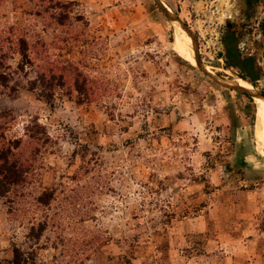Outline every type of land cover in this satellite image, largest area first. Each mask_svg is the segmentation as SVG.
<instances>
[{"label": "rangeland", "instance_id": "obj_1", "mask_svg": "<svg viewBox=\"0 0 264 264\" xmlns=\"http://www.w3.org/2000/svg\"><path fill=\"white\" fill-rule=\"evenodd\" d=\"M159 1L177 21L155 0H0V151L23 174L0 181V264L13 247L44 264H261L264 241L242 240L264 228V127L216 57L241 0ZM246 201L256 221L233 219Z\"/></svg>", "mask_w": 264, "mask_h": 264}, {"label": "trees", "instance_id": "obj_2", "mask_svg": "<svg viewBox=\"0 0 264 264\" xmlns=\"http://www.w3.org/2000/svg\"><path fill=\"white\" fill-rule=\"evenodd\" d=\"M262 2V0H241L237 19H227L220 32L221 48L217 51L216 57L222 60L223 69L230 70L237 78L247 81L264 95V12L260 16L255 15L257 6L263 4ZM22 175V170H19L15 164L9 163L0 151V181L17 186L22 183ZM4 191L5 189H0V196H3ZM6 262L44 264L35 263L31 257L16 247L12 248Z\"/></svg>", "mask_w": 264, "mask_h": 264}, {"label": "crops", "instance_id": "obj_3", "mask_svg": "<svg viewBox=\"0 0 264 264\" xmlns=\"http://www.w3.org/2000/svg\"><path fill=\"white\" fill-rule=\"evenodd\" d=\"M262 157H264V154H263ZM219 191L221 193L223 192L225 194V196H227V197L230 194V192H228V191H225V192L224 191H221V190H219ZM253 191L254 190H252V188L251 189H246V191H245V189L244 190H235V192L233 193V199L238 200L239 203L240 202L242 203L241 198H243V197L248 198L250 193H251V195L253 194L252 193ZM249 202L250 203L247 202L245 205H243V204L240 205L239 203H235L234 206H231V207H235L234 208L235 210H233V212H234L233 213V219L236 217L234 214L238 213L239 212V209H242L243 212H245V215L244 216H241V220L243 219L246 222H248L250 220L251 221H253V220L256 221L257 220V217H254L252 215V213L255 212V214H257V210H259L261 208H259L260 206L259 207L258 206H254V204L251 203V201H249ZM237 204H239V205H237ZM200 217L201 216H199V218ZM202 218H203V216H202ZM251 228H253V227H251ZM260 229L262 230V232H259L258 234L256 233L255 229H253V231L249 232L251 235L248 234L249 235V238H245L244 240H242L243 241L242 244L247 245L250 242L253 243V241H254V242H256V245H258L260 243V242H258V240L261 241V242L264 241V234H263L264 233V231H263L264 228H260ZM235 257H237V256H235ZM231 260L234 261L235 258L234 259H231ZM259 261H261L260 262L261 264H264V255L261 256V257H259Z\"/></svg>", "mask_w": 264, "mask_h": 264}, {"label": "bare ground", "instance_id": "obj_4", "mask_svg": "<svg viewBox=\"0 0 264 264\" xmlns=\"http://www.w3.org/2000/svg\"><path fill=\"white\" fill-rule=\"evenodd\" d=\"M175 27L178 29L177 32L179 31L178 35L180 37V40H179L180 44H182V46L184 48H186V50L188 51V54L191 57L190 62H192V60L194 61V59L192 57L193 56V54H192V51H193L192 50V46L189 44V42H188L187 38L184 36V34H182L180 32L179 28L176 25H175ZM231 82L241 86L242 88H244V89H246L248 91L252 90L251 84L248 83L247 81H244V80H241V79L237 78L236 80L233 79ZM229 83L230 82H228L227 84H229ZM253 98H254L253 102L255 103L256 110H257L256 116H258V114H259V118H260L261 123H262V125L264 127V99L259 97V96H257V95H255V94H253Z\"/></svg>", "mask_w": 264, "mask_h": 264}, {"label": "water", "instance_id": "obj_5", "mask_svg": "<svg viewBox=\"0 0 264 264\" xmlns=\"http://www.w3.org/2000/svg\"><path fill=\"white\" fill-rule=\"evenodd\" d=\"M156 4L159 6V8L163 11V13L166 15V17L169 19V20H174V21H177V19L172 16V14L169 13V10H167V8L159 1V0H155ZM180 27L185 31V33L191 38V34L190 32L188 31V29H186L183 24H180ZM193 59H194V62L195 64L202 70H204V68L200 65L199 63V59H198V56L194 53V50H193ZM224 86H226L227 88H230V89H233V90H236V91H239V92H242L244 94H247L248 96H250V98L253 97V94L261 97L264 99V95L261 94L258 90H256V88H254L252 85V90L251 91H248L244 88H242L241 86L237 85V84H234L232 82H230L229 84L223 82Z\"/></svg>", "mask_w": 264, "mask_h": 264}]
</instances>
